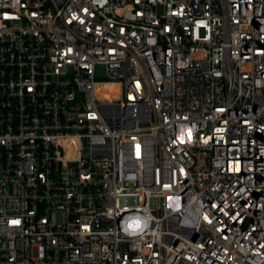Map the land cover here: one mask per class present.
I'll return each instance as SVG.
<instances>
[{
  "label": "built area",
  "instance_id": "1",
  "mask_svg": "<svg viewBox=\"0 0 264 264\" xmlns=\"http://www.w3.org/2000/svg\"><path fill=\"white\" fill-rule=\"evenodd\" d=\"M0 264H264V0H0Z\"/></svg>",
  "mask_w": 264,
  "mask_h": 264
}]
</instances>
